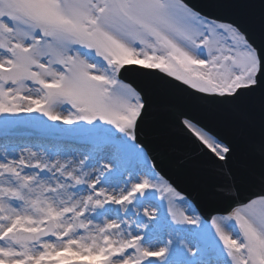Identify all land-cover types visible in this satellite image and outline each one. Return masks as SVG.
<instances>
[{"label":"snow or ice","instance_id":"snow-or-ice-1","mask_svg":"<svg viewBox=\"0 0 264 264\" xmlns=\"http://www.w3.org/2000/svg\"><path fill=\"white\" fill-rule=\"evenodd\" d=\"M0 264H264V0H0Z\"/></svg>","mask_w":264,"mask_h":264},{"label":"water","instance_id":"water-1","mask_svg":"<svg viewBox=\"0 0 264 264\" xmlns=\"http://www.w3.org/2000/svg\"><path fill=\"white\" fill-rule=\"evenodd\" d=\"M163 105L170 110L184 109L190 111V114H198V109H188L182 101L175 97H167L163 101ZM154 118H159V112H156ZM165 135L170 139V143L166 148L167 155L164 157L165 163L163 164L162 171L167 175L174 184L182 191L192 194L198 204L209 203L207 200H201L204 194L214 190L216 181L220 178V174L214 170L210 165H202L199 168H194L193 160L194 156L191 154L190 145L186 144L184 133L180 132L175 127L169 125L165 130ZM174 143V144H173ZM175 146H169V145ZM177 147V150L176 148ZM207 174L214 175V179L210 184V187L204 189L203 181ZM217 202L222 205L223 202L212 198L211 205L217 207Z\"/></svg>","mask_w":264,"mask_h":264}]
</instances>
